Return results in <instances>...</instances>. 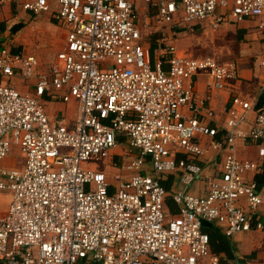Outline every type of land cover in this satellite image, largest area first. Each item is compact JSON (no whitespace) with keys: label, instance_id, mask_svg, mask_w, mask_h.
Instances as JSON below:
<instances>
[{"label":"built area","instance_id":"built-area-1","mask_svg":"<svg viewBox=\"0 0 264 264\" xmlns=\"http://www.w3.org/2000/svg\"><path fill=\"white\" fill-rule=\"evenodd\" d=\"M143 3L141 26L136 0L25 2V12H49L66 30L46 70L0 44V80L33 83L26 91L0 83V161L11 145L24 159L19 169L0 166V264H226L203 221L229 240L264 231L254 180L264 162V104L233 94L234 62L180 55L170 43L151 57L141 33L152 19L211 32L254 19L264 30V0ZM256 63L264 68V56ZM199 75L208 94L231 89L224 116L197 97ZM46 98L76 101L72 127L50 120ZM122 141L128 157L111 160V173L82 167ZM238 144L254 147L257 159L239 158ZM169 179L175 215L165 209Z\"/></svg>","mask_w":264,"mask_h":264},{"label":"crops","instance_id":"crops-1","mask_svg":"<svg viewBox=\"0 0 264 264\" xmlns=\"http://www.w3.org/2000/svg\"><path fill=\"white\" fill-rule=\"evenodd\" d=\"M9 1L10 0H0V25L5 26V30L3 32L0 31L4 33V38H2V40L0 41V44L6 46L12 51H15V52L18 51L25 55H33L34 57H36L39 63V69L45 70L46 68L50 66V64L54 62L57 52L56 53L54 52V54H48L50 52H48L47 54H42V51L40 49L38 50L34 49V50H30L29 51L30 53H29L21 46L23 44L18 42V38L23 33L21 31H25L28 29L27 20L30 17H34V20H35L34 25L37 31L43 30L44 28L49 30L50 28L49 25L51 23H54L55 25H57V23L54 21L50 13H49L50 15L48 14L49 17H47V22L45 23L38 22L36 18L38 15L32 16L22 9V5L26 1L20 5L18 4V0H14V3H17V8L19 9V13L18 15H16V17H12V11H11L10 4H7ZM136 4L137 6H139L140 11L142 10L144 11L143 14L141 15V17L143 18V15L146 14V8L144 6L143 0H141V4L139 3V0H136ZM149 12L154 13L155 11L150 9ZM17 16L21 17L22 21L17 22L18 20H15V18H18ZM18 23H23L22 28L15 34H11L9 29ZM258 24H259V21L253 19V20L242 22L240 24L228 23L222 26L220 29H224L231 33H237L238 36H237V39H235V41L239 43V46H241V49L239 50L236 56L242 57L243 61L246 63L244 67L238 71L240 79L233 85L235 87V89L233 90V94H235L236 92V94H239L243 99H245L249 103L260 107L262 104H264V68L259 67L257 65L256 58L264 56V30L258 29L257 27ZM196 28H200L201 30H203L206 27H203L201 24H198L197 26L192 27L193 30ZM220 29H218L217 31H219ZM58 30L60 31V34L62 35V41L64 44L65 37H66V30L63 26H60V25H59ZM148 45L146 48H148L149 50ZM159 48L155 50L154 54L157 53ZM176 50L180 55H184L181 52V50H178V49ZM39 53L41 55H39ZM45 57L47 59L46 61H48L49 63L47 64L40 63L41 61L39 60V58L43 59ZM40 64L44 67H41ZM7 82L9 81H7L6 79L0 80L1 84L7 83ZM205 83H206V79L204 78V76L199 75L196 80L197 97L199 99H202L205 103V106L209 110H212L216 116H224L223 111L228 106L227 105L228 98L230 97V94L232 93L231 89H227L224 91H217V92L208 94L205 90ZM27 88H31V87L17 85V89H19L20 91H26ZM45 104H46L44 105V107H46L45 111L47 112L48 110L49 112L55 111V115L60 114L59 120H63L68 127H72L74 125V121L76 117V108H77L76 101L71 100L69 103H63L59 100H55V99L51 100L50 98H46ZM47 112L46 114L48 115L50 120L56 118V117L50 116ZM249 115H252V114H249ZM250 118H252V116ZM52 121H55V120H52ZM238 145H239L238 146V157L239 158L252 159V160L257 159L256 149L254 147L243 146L240 144ZM199 187L202 188L203 185H200ZM262 192L264 193V187L262 188ZM5 199L6 198L4 197L3 201H5ZM262 207H264V205ZM261 208H259V213H260L262 220L264 221V210H263L264 208L262 209ZM247 233H251L249 234L250 239L246 238V241L243 240L242 241L243 244H241L240 249L239 247L236 248L234 246V243L232 244V247L233 248L235 247V253L233 255V260L230 263L245 262L248 264H264V231L263 232L252 231V232H247Z\"/></svg>","mask_w":264,"mask_h":264},{"label":"rangeland","instance_id":"rangeland-1","mask_svg":"<svg viewBox=\"0 0 264 264\" xmlns=\"http://www.w3.org/2000/svg\"><path fill=\"white\" fill-rule=\"evenodd\" d=\"M25 1L27 2L30 0H18V4L21 5ZM139 3L141 4V0H139ZM7 4H10L12 17H16V15H18L19 13V9L17 8V3H14V0H10ZM143 12H144L143 10L142 11L139 10V6H137L136 4L135 14L137 15V18H139L140 21L139 23H141V26L143 25V20H142L143 18L141 17ZM48 14L49 12L46 13L42 12L40 15L36 17L37 21L41 23L47 22V17H49L50 15ZM181 16L182 14H180L178 17ZM15 20H18L17 22H20L22 21V18L18 17L15 18ZM34 21H35L34 17L28 18L27 20L28 29L25 31H21L23 32L21 35L19 34L20 36L18 38V42L23 44L21 46L27 52L34 49L37 50L40 49L42 51V54H47L48 52H50L48 54H54V52L55 53L58 52L63 44L62 35L58 30L59 25L58 24L55 25L54 23H51L49 25L51 30L50 28L49 30L44 28L43 30L37 31L35 29L36 27L34 25ZM141 33L144 41L146 42V43L144 42L145 47H147V45L149 44L150 39H154L156 40L155 42L159 46H163V44L165 45L169 43L174 45L176 49L181 50V52L188 57H193V58L211 57L214 58L219 63H223V64L234 62L238 70H241L246 64L243 61L242 57L236 56L239 50L241 49L239 43L235 41V39H237L238 36L237 33H231L224 29H220L219 31L216 32H211L207 28H204L203 30H201L200 28H196L193 31H190L186 27V25L181 24L179 21H175L173 24L170 25H165L161 23H156V20L152 19L147 27H141ZM39 55L41 54L39 53ZM39 60L41 61L40 63L43 64L49 63L48 61H46L47 60L46 57L43 59L39 58ZM40 66L44 67L41 64ZM9 83L15 88H17V85L29 86V87L33 85L32 81L23 80L22 78H17L15 81L12 80ZM44 105L46 104L44 103ZM47 113L52 117H56L52 120L58 121L60 119L59 117L60 114L55 115V111L49 112L48 110ZM127 153H128V144L127 142L122 141L121 145H118L115 149H112L110 151V157L108 159H101L98 162H94V161L87 162L83 164L82 167L91 168L92 166H94L97 170L106 171L108 169L107 171L111 173V171H113L111 168V160L113 161L118 160L120 163L124 161L125 158L128 157L126 156ZM23 165H24V159L22 157L19 148L15 145H11L8 157L0 161V166L6 169L9 168L19 169L22 168ZM169 193L171 195L172 190H170ZM170 207L171 210L177 209V207L171 202H170ZM209 228H214V229L216 228L219 230L218 226L214 223ZM249 234L251 233L237 234L231 240H229V243L231 245L234 243V246L236 248L239 247L240 249L241 244H243L242 241L243 240L246 241V238L250 239ZM235 247L233 248L234 250L233 254L235 253Z\"/></svg>","mask_w":264,"mask_h":264},{"label":"trees","instance_id":"trees-1","mask_svg":"<svg viewBox=\"0 0 264 264\" xmlns=\"http://www.w3.org/2000/svg\"><path fill=\"white\" fill-rule=\"evenodd\" d=\"M4 30H5V26L0 25V31L3 32ZM155 41L156 40H154V39L149 40V52H150L151 57H153L155 50L159 48V45H157V43ZM254 180H255V182L257 184V188L259 190L264 187V162H263L261 172L254 176ZM161 184L163 185V187L166 189L167 192L172 190L171 179L163 181V182H161ZM170 202L173 203L171 196L169 194V196L166 198V201H165V209L170 215H175L178 212V208L176 210H171ZM203 230L209 236L210 249H211L212 253L219 255L221 257L222 261H224L226 264L230 263L233 260V255H234L233 251L234 250H233L232 245L229 243V240H227V238L221 234L220 230H218L216 228L214 229V228L203 227Z\"/></svg>","mask_w":264,"mask_h":264},{"label":"water","instance_id":"water-1","mask_svg":"<svg viewBox=\"0 0 264 264\" xmlns=\"http://www.w3.org/2000/svg\"><path fill=\"white\" fill-rule=\"evenodd\" d=\"M23 26V23H18V24H15L14 26H12L9 31L11 34H15L17 31H19ZM202 226L205 227V228H209L211 227V224L208 223V222H205L203 221L202 222Z\"/></svg>","mask_w":264,"mask_h":264}]
</instances>
